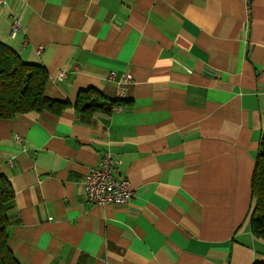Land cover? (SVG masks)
Wrapping results in <instances>:
<instances>
[{
  "label": "crops",
  "instance_id": "crops-1",
  "mask_svg": "<svg viewBox=\"0 0 264 264\" xmlns=\"http://www.w3.org/2000/svg\"><path fill=\"white\" fill-rule=\"evenodd\" d=\"M0 40L44 65L46 95L68 102L0 118L21 264L264 262L250 229L264 0H3ZM88 89L123 104L83 113ZM106 151L134 191L125 204L85 197L82 177Z\"/></svg>",
  "mask_w": 264,
  "mask_h": 264
},
{
  "label": "trees",
  "instance_id": "trees-1",
  "mask_svg": "<svg viewBox=\"0 0 264 264\" xmlns=\"http://www.w3.org/2000/svg\"><path fill=\"white\" fill-rule=\"evenodd\" d=\"M48 80L49 73L44 65L24 61L17 51L0 40V118H12L30 111L59 113L68 102L46 95ZM122 104L121 99L108 101L101 92L88 89L79 93L75 107L83 113H111ZM13 195L8 178L0 174V264H21L9 245L8 210ZM252 195L255 207L250 217V229L256 237L264 239V135L252 176Z\"/></svg>",
  "mask_w": 264,
  "mask_h": 264
},
{
  "label": "built area",
  "instance_id": "built-area-1",
  "mask_svg": "<svg viewBox=\"0 0 264 264\" xmlns=\"http://www.w3.org/2000/svg\"><path fill=\"white\" fill-rule=\"evenodd\" d=\"M3 0H0L2 2ZM21 25L17 16L13 17L11 35L15 36ZM42 47L39 48V51ZM66 70L62 69L58 78L63 79ZM114 73L110 75L112 77ZM131 78L130 74L124 77V81ZM121 105H117L119 107ZM115 107V108H116ZM121 160L110 151H106L97 164L91 166L82 177V185L87 201L94 205L125 204L133 199L134 191L131 189L130 180L118 174V166Z\"/></svg>",
  "mask_w": 264,
  "mask_h": 264
}]
</instances>
